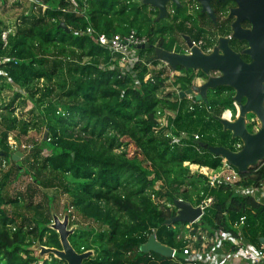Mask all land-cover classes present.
Returning a JSON list of instances; mask_svg holds the SVG:
<instances>
[{"label":"trees","instance_id":"obj_1","mask_svg":"<svg viewBox=\"0 0 264 264\" xmlns=\"http://www.w3.org/2000/svg\"><path fill=\"white\" fill-rule=\"evenodd\" d=\"M35 1L39 4L36 10L22 13L5 39L2 34L6 30L0 22V56L16 59L0 66V89L5 80L17 87L8 102L0 101V122L5 123L0 129V159L11 164L13 181L30 172L20 161L12 160L9 133L19 129L26 134L38 118L18 119L13 115L15 110L30 100L38 110L46 109L43 117L47 128L40 153L34 151L25 158L22 152L28 167H37L23 193L12 197L0 182V264H65L52 255L38 258L31 249L36 242L60 248L57 233L49 228L52 210L56 212L54 198L40 193L42 188L63 189L68 206L99 225L98 230L81 228L69 236L78 252L94 251L95 256L83 264H181L188 223H166L177 213L175 199L198 206L211 197L202 216L191 224L194 229L199 227L207 234L218 229L235 233L233 223L246 216L245 235L253 244L259 243L264 237V207L234 194L226 185L211 187L203 174L190 170V165L210 169L221 165L223 158L214 156L204 145L234 150L231 144L240 141L221 124V119H229L226 114L237 117L232 87L209 89L207 102L190 101L176 92L160 96L168 79L163 76L165 67L153 70L142 63L135 65L136 86L93 37L78 33L87 26L108 36L123 35L134 28L147 37L146 48L168 52L180 34L191 41L202 39V49L206 50L213 47L216 37L208 33L230 32L225 15L232 0H211L215 21L201 9L186 14V9L177 12L179 8L172 5L175 15L171 24L159 29L150 27L158 11H149L138 0ZM145 62L155 65L157 57ZM176 69L183 72L174 80L179 90L194 88L192 79L204 77L200 70ZM40 81L53 85L49 90L54 92L52 99L37 96ZM164 109L175 112L168 118L174 133L185 131L192 137L197 134L198 139L192 138L185 146L170 144L165 130H156V113ZM255 125L254 121L247 124L248 131L254 132ZM44 150L43 163L37 166ZM42 169L52 175L43 176ZM241 177L245 185L264 180V162ZM151 234L176 250V260L141 250ZM85 235L90 236L88 243L81 241Z\"/></svg>","mask_w":264,"mask_h":264},{"label":"water","instance_id":"obj_2","mask_svg":"<svg viewBox=\"0 0 264 264\" xmlns=\"http://www.w3.org/2000/svg\"><path fill=\"white\" fill-rule=\"evenodd\" d=\"M201 5V12L206 13L213 21L215 14L210 5V0H198ZM223 1V0H218ZM168 2L180 6L179 0H142L158 11V18L167 15ZM235 6L231 7L228 18L231 22V37L239 42H246L247 46L242 49L241 54L248 56L250 61H244L240 54L229 46L228 37H220L217 44L210 52H203L192 46L187 38V45L191 47L189 54H178L168 52L160 48L155 49L154 57L165 62L172 70L180 66L184 69L200 70L203 74L209 75L211 71L218 72V75L208 76L205 82L196 88L180 90V97L193 95L196 101L207 102V91L217 86H230L234 90L233 101L237 105L238 116L234 120L221 119L224 130L230 131L232 138H238L242 147L233 151L224 146H207V149L214 156H220L234 166L241 174L248 172L251 167H256L264 161V0H233ZM247 21L249 27H243L242 23ZM62 28L69 30L64 23ZM148 47V44L142 48ZM253 114L259 121L260 126L256 132H249L246 125V115ZM22 152L16 151L11 155L12 160L17 161ZM174 204L177 213L166 221L167 224L174 222L193 223L202 216L199 206H193L190 202L182 199H175ZM52 220L49 228L54 230L60 242V248L44 246L36 242L32 247L39 250L38 258L44 254L52 255L65 264H83L85 260L94 255L92 249L78 252L70 243L69 236L77 229V225H70V215L65 210L62 217H59L52 210ZM264 241V238H262ZM144 252L150 251L164 257L171 258L173 248L157 241L155 234H151L147 241L141 245Z\"/></svg>","mask_w":264,"mask_h":264},{"label":"built area","instance_id":"obj_3","mask_svg":"<svg viewBox=\"0 0 264 264\" xmlns=\"http://www.w3.org/2000/svg\"><path fill=\"white\" fill-rule=\"evenodd\" d=\"M26 1L29 3L28 10L25 11L27 13H30L32 9L36 10L39 5L35 0ZM71 2L75 4L73 0H71ZM42 8L45 9V6L42 5ZM76 9L77 8H74V10ZM78 33H85L93 37L99 47L109 52L112 59L117 61L118 70L122 73L129 74L134 85L138 86L137 75L133 71V67L140 63L147 66V62H145L142 57V46L147 44V37L145 35L139 34L136 29L131 28L126 34H114L108 36L104 32L96 31L91 26H87L84 31L78 30ZM191 42L192 46L199 48L203 52L207 53L211 49H202V46L204 45L202 39ZM186 47L188 53L185 54H189L191 47L188 45ZM8 61L15 62L16 59L15 57H10L8 55L0 56V66ZM163 63L164 66H169L165 62ZM171 75L179 76L181 73L173 70ZM178 88L179 87L177 86L175 89L176 93L179 92ZM186 98L193 101L194 96L187 95ZM167 111L173 112L174 114L170 115L161 110L157 111L156 130L164 129L165 136L169 138L170 144L185 146L189 144L192 138L194 140L198 139L197 134H194L192 137L185 131L174 133L171 130L172 125H169L168 118L173 117L175 112L172 110ZM22 147L26 148L24 146ZM233 147L235 148L233 151H238L241 149L242 143L236 142L233 144ZM185 164L188 165L187 162L184 163V165ZM195 168L198 173L203 174L206 177L209 186L218 187L220 185H226L234 194L249 197L255 203L264 207V180L248 185L243 184L241 173L225 159H222L221 165L218 168L210 169L203 166H195ZM210 203L211 197L200 202L198 206L201 208L202 214L204 208L208 207ZM68 212H71V210L68 209ZM71 217H73V215H71ZM245 221L246 216H241L233 223L232 229L235 233L218 229L213 234H207L199 227L194 229L191 225L192 223H188L187 229L189 232L183 239L184 245L181 253L183 261L181 264H264V241H262V238L264 237L260 238V241L257 244L250 242L243 230ZM175 253L176 250L173 248V254L171 256L173 260H176Z\"/></svg>","mask_w":264,"mask_h":264},{"label":"rangeland","instance_id":"obj_4","mask_svg":"<svg viewBox=\"0 0 264 264\" xmlns=\"http://www.w3.org/2000/svg\"><path fill=\"white\" fill-rule=\"evenodd\" d=\"M183 1L185 2L186 8H187L185 13L186 14H195L196 10H194L193 8H191L189 6V5H192V3L189 4L190 0H183ZM28 4L29 3L26 0H3V1L0 0V22H1V25L4 26L3 27L4 30H6V31H3V34H2L3 39L6 38V35L8 32H10V31L13 32L17 18H19V16L22 13H24L25 11L28 10ZM166 6H167V15L164 17H161V18L157 17L156 20L150 26L153 29H159L163 25L171 24V20H172L173 16L175 15V13L169 12V9H170V11H172V8H173V6L170 2H168L166 4ZM146 8H148L149 11L152 9V8H150V5H148V4H146ZM180 9H181V12L185 11V10L183 11V8H179L177 10V12ZM155 10H157V9H155ZM181 15L182 14H179V17ZM8 27H9V30H7ZM229 33L230 32H226V35H228ZM158 34H160V33H158ZM218 34H219V32L212 31L210 34L208 33L207 35H209L211 37L216 36L214 43L217 44V41H218L217 35ZM234 42H235L236 46L240 44V42L237 40H234ZM186 46H187L186 40L183 39L180 34H176V36L174 38V46L170 52H176L178 54L188 53L186 51V49H187ZM213 47H214V45H213ZM213 47H211L210 51L213 50L212 49ZM155 49H157V47L142 48V57L144 58L145 61L147 58H150L151 56L155 55V52H156ZM147 66L149 69H153V70H157L162 66L166 68L163 76H167L168 79L166 80L164 87L161 88L160 96L165 95V93H167V92H175V89L177 88V85L174 84L175 75H171V72L173 70L170 69L169 66H164L163 61L159 60L158 58H157V64L152 65V64L147 63ZM182 69L185 72H188V71L194 72V69H187V70L184 68H182ZM174 70L183 74V72L181 70H177V69H174ZM215 73H218V72L211 71L208 76H215L214 75ZM203 76L204 77H196L195 76L192 79V85L194 86V88H196L197 86H200L203 82L206 81L208 76L205 74H203ZM51 86H53V85L47 84L44 81H40L38 83L39 91H38L37 96L43 95V96H45L46 100L52 99V98H50V96L53 97L54 92H51V93L49 92L50 88L52 89ZM16 88L17 87L15 85H10L5 80L3 82V84L1 85V89H0V101H1V103L8 102L13 97V93H14V90ZM32 108H34V111L32 110ZM236 109H237V105H236ZM39 110H42V109L39 108ZM39 110L35 107L34 103H32L30 100L27 101V105L24 108H18L15 110L13 115L17 116L18 119L31 121V120H33L34 116H35V118H37V116H38V118H37V120L34 119V121H33L34 125L33 126L31 125V128H28V130L26 131V134H22L19 131V129L10 131L9 137H8V142L10 144V151L12 154H14L16 151L24 152L25 158H27L28 154L31 155L34 151L35 152L38 151L40 153L41 149H39V147H40L41 142L43 141L44 136L47 132V128L45 126V122H46L45 117H43V114L46 113V109H43L42 112L41 111L39 112ZM161 111L165 112L167 114H170V115L174 114L173 112L167 111V109L166 110L164 109ZM40 113L42 114V116L39 115ZM236 116H238V109H237V115ZM225 117H227L231 120H234L229 114H226ZM252 121L256 122V125L253 127L254 132H256L260 126V123L256 119L255 116L251 117L250 114H247L246 115V125L251 123ZM4 124L5 123L0 122V129H1L2 125L4 126ZM237 141L233 142L231 145L235 144ZM238 142H241V141H238ZM22 146H24L26 148H23ZM127 148L129 149V152L134 151V148L132 147V145H128ZM46 152L47 151H45V150L43 152L41 151L42 154H40L39 163L37 164V166H39V164L43 163L42 160H43V157L45 156ZM23 156H24L23 153H22V155L17 156L18 157L17 161H20L22 166L29 170L30 174H22L15 181H13L14 179H13L12 175L9 176L11 164L9 162H5V161H2L0 159V182L4 183L3 191L12 197H14L17 192L23 193L26 186L29 184V182L31 180L30 175H34L37 172L36 166L30 167V168L28 167L29 163L26 162L25 159L22 160ZM31 160H32V158H31ZM190 170L192 172H197L195 166H193V165H190ZM41 172H42L43 176H45V175L51 176L52 175L49 173V171L47 169H42ZM40 193L46 194L48 196H53V198H54L53 206H54L56 213L58 214L59 217H62L65 208H68L69 210H71L73 217H70V221H69L70 225L74 224V225H77L78 227L85 228V229L86 228H93L95 230L99 229V225L95 224L94 222H92L88 219L81 217L72 207L68 206V203H69L68 195L64 193L63 189H61L59 187H56L54 189H52V188L43 189L42 188V189H40ZM105 229L106 228L104 227L103 230H105ZM75 233H77V231ZM81 241L88 243L90 241V236L85 235ZM33 253L35 255H38L39 250L33 248ZM48 256L49 255L44 254L43 258H47Z\"/></svg>","mask_w":264,"mask_h":264},{"label":"flooded vegetation","instance_id":"obj_5","mask_svg":"<svg viewBox=\"0 0 264 264\" xmlns=\"http://www.w3.org/2000/svg\"><path fill=\"white\" fill-rule=\"evenodd\" d=\"M139 1V3H140V5H145L146 6V4H143L142 3V0H138ZM179 2H180V6L179 7H177L174 3H172V2H170L172 5H175V7L176 8H184V9H187L186 8V4H185V2L183 1V0H179ZM189 2V1H188ZM220 2H224V0L223 1H220ZM192 3V5H189L191 8H193L194 10H199V9H201V5H200V3H199V1L198 0H190V3L189 4H191ZM210 3H211V0H210ZM233 6H235V4H234V2H233V0H232V5L228 8V11H227V13H226V15H225V19L227 18L228 20H229V27H230V33L228 34V35H224V34H218L217 35V37H218V39L220 38V37H228L229 38V46L235 51V52H237V53H239L240 54V56H241V58L244 60V61H246V62H249L250 61V59H249V57L248 56H245V55H243V54H241L240 52L242 51V49H244L246 46H247V44H246V42H240V44L239 45H235V42H234V39L231 37V33H232V31H231V22H232V20H233V18H228V13H229V10H230V8L231 7H233ZM150 8H152V9H156V8H154V7H151L150 6ZM169 12L171 13V12H174L173 10L172 11H170V9H169ZM196 12V11H195ZM242 26L243 27H249L250 25H249V23L247 22V21H244L243 23H242ZM183 39H185L186 40V43H187V37H184V36H181ZM191 41V40H190ZM216 44H214V46H215ZM209 52V51H208ZM219 73H215L214 75H218Z\"/></svg>","mask_w":264,"mask_h":264}]
</instances>
